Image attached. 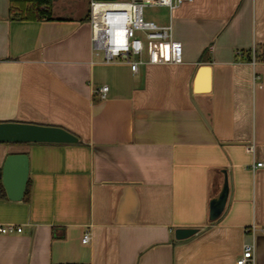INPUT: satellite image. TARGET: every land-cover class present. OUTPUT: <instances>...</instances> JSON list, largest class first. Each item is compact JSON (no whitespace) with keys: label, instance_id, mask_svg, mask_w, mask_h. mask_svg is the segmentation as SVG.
<instances>
[{"label":"crops","instance_id":"0c3cea01","mask_svg":"<svg viewBox=\"0 0 264 264\" xmlns=\"http://www.w3.org/2000/svg\"><path fill=\"white\" fill-rule=\"evenodd\" d=\"M11 5L0 0V121L79 141L0 142V171L26 153L30 187L0 196V224L23 227L0 233V264H237L246 243L248 264H264V0L159 6L149 20L172 23L182 60L147 55L136 72L94 55L90 0H53L50 19ZM223 169L229 199L210 221ZM180 227L199 232L178 240Z\"/></svg>","mask_w":264,"mask_h":264},{"label":"built area","instance_id":"2783aa9c","mask_svg":"<svg viewBox=\"0 0 264 264\" xmlns=\"http://www.w3.org/2000/svg\"><path fill=\"white\" fill-rule=\"evenodd\" d=\"M184 0H90L91 42L95 56L103 57L106 62L118 58L125 59L137 71L144 62L147 51L148 62L178 63L182 60L181 44L173 39L172 23L159 24L146 19V7L163 6L170 12L178 8ZM142 33L144 37L138 36ZM109 90L108 85L101 86L98 91L102 97ZM255 145L247 146V151L254 152ZM264 167V161L256 163ZM23 227L15 223L0 224V233L11 234L21 232ZM255 232V226L252 227ZM91 239L86 232L83 242ZM254 261V244L246 243L237 264H248Z\"/></svg>","mask_w":264,"mask_h":264},{"label":"water","instance_id":"95a60500","mask_svg":"<svg viewBox=\"0 0 264 264\" xmlns=\"http://www.w3.org/2000/svg\"><path fill=\"white\" fill-rule=\"evenodd\" d=\"M79 137L71 130L59 126L23 121H0V142L12 143H75ZM223 184L219 193L209 205V220H217L225 211L229 194L230 180L223 169ZM29 177V157L26 153H13L7 156L2 171V182L7 196L12 200H22ZM199 232L197 227H180L175 231L178 240H185Z\"/></svg>","mask_w":264,"mask_h":264},{"label":"trees","instance_id":"16d2710c","mask_svg":"<svg viewBox=\"0 0 264 264\" xmlns=\"http://www.w3.org/2000/svg\"><path fill=\"white\" fill-rule=\"evenodd\" d=\"M53 0H11V12L15 16H20L24 19H43L52 18L50 9ZM256 58L264 62V45L261 46L259 53H256ZM251 52L247 53V59H251ZM30 187L27 185L25 192V200L29 199ZM0 196L6 197L5 188L2 182V171H0Z\"/></svg>","mask_w":264,"mask_h":264},{"label":"rangeland","instance_id":"374dc122","mask_svg":"<svg viewBox=\"0 0 264 264\" xmlns=\"http://www.w3.org/2000/svg\"><path fill=\"white\" fill-rule=\"evenodd\" d=\"M85 3V0H84ZM160 8L158 6H154V7H146L144 9V16L146 19H150L152 18H156L160 15ZM138 36L144 37L142 33H138ZM147 51L144 52V57H147Z\"/></svg>","mask_w":264,"mask_h":264}]
</instances>
